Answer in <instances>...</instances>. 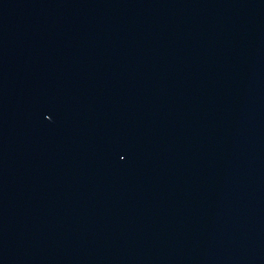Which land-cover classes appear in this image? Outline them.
Returning <instances> with one entry per match:
<instances>
[{
    "label": "water",
    "instance_id": "obj_1",
    "mask_svg": "<svg viewBox=\"0 0 264 264\" xmlns=\"http://www.w3.org/2000/svg\"><path fill=\"white\" fill-rule=\"evenodd\" d=\"M0 264H264V0H0Z\"/></svg>",
    "mask_w": 264,
    "mask_h": 264
}]
</instances>
